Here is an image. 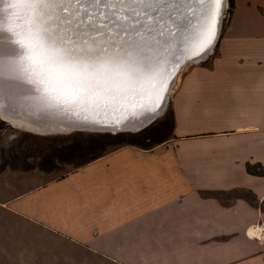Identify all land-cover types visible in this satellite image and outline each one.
I'll return each mask as SVG.
<instances>
[{"label": "crops", "instance_id": "0c3cea01", "mask_svg": "<svg viewBox=\"0 0 264 264\" xmlns=\"http://www.w3.org/2000/svg\"><path fill=\"white\" fill-rule=\"evenodd\" d=\"M233 1L209 63L176 83L170 139L0 176V264H264V0Z\"/></svg>", "mask_w": 264, "mask_h": 264}, {"label": "bare ground", "instance_id": "6f19581e", "mask_svg": "<svg viewBox=\"0 0 264 264\" xmlns=\"http://www.w3.org/2000/svg\"><path fill=\"white\" fill-rule=\"evenodd\" d=\"M12 2L13 0H0V118L16 127L32 129L37 134H50L35 124L46 122H51L49 124H54L53 126L58 125L61 130L54 129L58 134L71 133L72 125H85L92 131L110 133L134 129L132 122L144 120L151 114V109L155 107L154 92L171 73L172 83L169 79L168 84L171 85L167 92L162 93L163 99L166 97L167 103L169 102L173 84L176 85L181 72L192 62L178 60L182 55L181 49L196 46L195 42L203 25L201 20L203 6L195 0L183 6L171 3L154 4L152 7L157 9L159 16L154 12L150 20L144 17L139 24L135 23V18L127 17L121 22L132 26L128 28V33L123 35L122 30L110 19L112 10L103 4L90 5L83 3L82 0L52 4L41 21L50 43L55 41L74 55H79L81 49L86 47L85 41L109 48L114 44L125 46L131 43L133 69L146 65H151L154 69L150 77L142 78L137 85L138 95L135 99L99 108L83 104L73 106L70 112H65L63 106H52V102L42 98L41 93L37 92L35 85L30 82L29 73L25 69L30 67L32 61L28 59V50L17 43L23 40L27 26L23 19L14 18L9 21L12 9H9V12L4 11ZM228 5L229 0L226 8ZM135 7L143 9L147 6L138 4ZM189 8L193 11L189 12ZM223 15L225 16V11ZM222 23L221 19L212 50L202 60L197 58L193 63L204 61L213 53L220 38ZM93 25L96 27L93 28ZM177 25L180 31H175ZM181 63L182 66L177 68ZM75 112H79V116L75 115ZM66 124H69V127H65ZM101 125L107 127H100ZM251 235L260 238L261 229L251 230Z\"/></svg>", "mask_w": 264, "mask_h": 264}, {"label": "snow or ice", "instance_id": "6c2138e0", "mask_svg": "<svg viewBox=\"0 0 264 264\" xmlns=\"http://www.w3.org/2000/svg\"><path fill=\"white\" fill-rule=\"evenodd\" d=\"M73 2L80 0H13L10 4L13 7L12 16L15 19H23L27 26L23 40L17 43L28 50V59L32 64L25 71L29 73L30 82L35 85V90L41 93L42 98L52 102V106H63L65 112H70L73 106L83 104L99 108L135 99L138 95L137 85L142 78L150 77L154 69L151 65L133 69L131 43L125 46L114 44L109 48L85 41L86 47L81 49L79 55H74L55 41L49 42L41 23L46 10L52 4ZM82 2L90 5L103 4L112 10L110 19L122 30L123 35L128 33V28L132 26L122 23L123 19L133 17L135 23L139 24L144 17L150 20L154 12L159 16L157 9L152 7L154 4L171 3L183 6L191 4L192 0H82ZM195 2L203 6L201 10L203 25L195 42L196 46L191 49L182 48V55L178 60L196 62L197 58L202 60L212 50L218 26L227 7V0ZM138 4L147 7L137 9L135 6ZM188 11L191 12L193 9L189 8ZM180 30L177 25L175 31ZM169 79L171 73L154 92L155 107L139 126L152 123L166 110L167 101L163 99L162 93L168 91ZM74 114L79 116V112Z\"/></svg>", "mask_w": 264, "mask_h": 264}, {"label": "rangeland", "instance_id": "374dc122", "mask_svg": "<svg viewBox=\"0 0 264 264\" xmlns=\"http://www.w3.org/2000/svg\"><path fill=\"white\" fill-rule=\"evenodd\" d=\"M224 17L222 29L228 25L231 18L230 0L228 8L225 10ZM213 53L207 58L208 61L206 63H209ZM194 64L195 63L191 62L181 72L179 82L185 72ZM176 87L177 85H175L171 91V97L170 99L168 98L169 102L165 112L155 122L148 126V128H151L153 125L158 124L166 118V122L161 126L162 133L168 134V136L173 134V127L171 126V116L173 113L172 97ZM136 135L137 133L131 132L113 134L110 132L88 131L40 135L32 129L16 127L14 124L0 118V176L3 175L11 180L16 178H30L39 182L59 178L85 165L87 162L92 161L94 156L104 155L126 144L139 142V138ZM82 139L95 140L93 154L85 150L83 151L85 155L84 159H76L74 160L75 162H63L51 158L50 155H52V153L54 154L55 150H63L66 147H70L72 151H76L77 149L73 146H78L79 141ZM44 161H47V164L44 163ZM261 237H263L262 231Z\"/></svg>", "mask_w": 264, "mask_h": 264}, {"label": "trees", "instance_id": "16d2710c", "mask_svg": "<svg viewBox=\"0 0 264 264\" xmlns=\"http://www.w3.org/2000/svg\"><path fill=\"white\" fill-rule=\"evenodd\" d=\"M233 7H234V1L230 0L231 12H232ZM164 122H166V118L163 119L158 124L153 125L151 128L147 127L144 130L138 132L136 136H138L139 142L129 143V144H135V145H138L142 148L149 149V148H152L153 146H155L157 144L163 143L166 140L170 139L172 134L170 136H168V134L162 133L161 126L164 125ZM171 126L174 127V115H173V113L171 116ZM93 145H95L94 139H88V140L82 139L79 141L78 146H76V145L73 146L77 149L76 151H72L71 150L72 148L66 147L63 150H57V151L55 150L54 154L52 153V155H50V156H51V158L57 159L58 161L75 162L74 160H76V159H81V160L84 159L85 155L83 154V151H85V150L88 153L90 152L93 154L94 153ZM100 156H102V155L94 156V158L92 160H94ZM69 160H72V161H69ZM46 162L47 161H44V163H46ZM249 169L251 170V172H253L255 174H259V175L264 174L261 166H254V167L250 166Z\"/></svg>", "mask_w": 264, "mask_h": 264}, {"label": "water", "instance_id": "95a60500", "mask_svg": "<svg viewBox=\"0 0 264 264\" xmlns=\"http://www.w3.org/2000/svg\"><path fill=\"white\" fill-rule=\"evenodd\" d=\"M223 17H224V15L222 16V20H223ZM225 18V17H224ZM222 26H223V23H222ZM214 52V51H213ZM202 62V61H201ZM182 66V63L181 64H179L178 66H177V68H180ZM172 80H173V78L170 80V83H172ZM171 85V84H170ZM169 84H168V87L170 86ZM164 100H166L167 101V98L165 97L164 98ZM168 104V103H167ZM158 110V109H157ZM165 112V111H164ZM163 112V113H164ZM162 113V114H163ZM129 119H131V118H129ZM157 120V119H156ZM156 120H154L153 122H155ZM132 121V120H131ZM143 120H141V121H139L138 120V122H132V124H133V126H135V128L134 129H130V130H128V131H121L120 133H122V132H131V133H138V132H140V131H142V130H144L145 128H147L148 126H150L152 123H150V124H145V125H143L142 127L141 126H139L140 124H141V122H142ZM49 123H51V122H49ZM49 123H47L46 122V124L45 123H42V124H39V123H35L36 125H38V126H40V127H42V128H44V130H46V132H48V133H50V134H40V135H52V134H58V133H55V132H57V131H54V129H60V127L58 126V125H56V126H53L54 124H49ZM54 127H59V128H54ZM65 127H69V124H66V126ZM71 128H70V130H72V132L71 133H73V132H103V131H98V130H96V131H92V130H89V127H86L85 125H83V126H79V125H72V126H70ZM100 127H107V126H105V125H101ZM61 130V129H60ZM59 131V130H58ZM113 134H117V133H113Z\"/></svg>", "mask_w": 264, "mask_h": 264}, {"label": "clouds", "instance_id": "9594fccd", "mask_svg": "<svg viewBox=\"0 0 264 264\" xmlns=\"http://www.w3.org/2000/svg\"><path fill=\"white\" fill-rule=\"evenodd\" d=\"M9 9H12V10H13V7L10 6V4L7 5V6L4 8V11H5V12H9ZM12 12H13V11H12ZM12 12L9 14V17H8L9 21H12V20L14 19V17L12 16Z\"/></svg>", "mask_w": 264, "mask_h": 264}, {"label": "built area", "instance_id": "2783aa9c", "mask_svg": "<svg viewBox=\"0 0 264 264\" xmlns=\"http://www.w3.org/2000/svg\"><path fill=\"white\" fill-rule=\"evenodd\" d=\"M263 232V231H262Z\"/></svg>", "mask_w": 264, "mask_h": 264}]
</instances>
